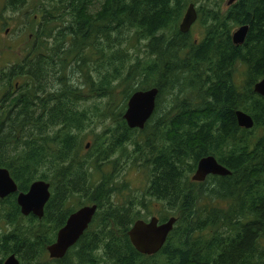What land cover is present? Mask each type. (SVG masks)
Returning a JSON list of instances; mask_svg holds the SVG:
<instances>
[{
	"label": "trees",
	"instance_id": "16d2710c",
	"mask_svg": "<svg viewBox=\"0 0 264 264\" xmlns=\"http://www.w3.org/2000/svg\"><path fill=\"white\" fill-rule=\"evenodd\" d=\"M5 1L29 9L33 43L16 66L18 112L0 117V167L18 192L43 180L51 198L42 219L24 217L17 194L0 199L10 227L0 264L11 254L21 264H264V97L253 89L264 78V0ZM191 3L199 37L179 29ZM152 88V117L130 129L128 100ZM238 110L252 129L238 125ZM207 156L231 174L192 181ZM87 205L98 207L91 225L51 259L47 247ZM154 216L176 223L157 254L143 255L128 232Z\"/></svg>",
	"mask_w": 264,
	"mask_h": 264
},
{
	"label": "water",
	"instance_id": "95a60500",
	"mask_svg": "<svg viewBox=\"0 0 264 264\" xmlns=\"http://www.w3.org/2000/svg\"><path fill=\"white\" fill-rule=\"evenodd\" d=\"M238 0H226L229 7ZM198 20V12L193 3L189 4L182 22L179 26L182 34L191 31ZM249 26L244 25L237 28L232 34L233 43L242 45L247 37ZM254 92L264 97V78L254 85ZM158 89L152 88L145 91L135 92L127 103L123 115L130 129L142 130L152 117L158 97ZM238 125L244 129H252L253 118L242 110L236 112ZM89 144L87 145V148ZM231 171L220 164L214 156H207L198 162L197 169L191 179L194 182H204L209 176H228ZM17 194V203L21 214L24 217L33 215L39 219L44 216L45 206L51 198L50 184L37 180L27 192H18V186L11 177L9 171L0 167V199ZM97 205H87L73 212L66 221V224L58 231L56 241L47 247L51 259H62L67 252L80 240L83 234L91 225L97 212ZM176 218L172 217L164 223L154 216L148 221L138 220L128 232L132 245L143 255H155L164 246L169 234L172 232ZM3 264H21L20 259L15 255H9Z\"/></svg>",
	"mask_w": 264,
	"mask_h": 264
},
{
	"label": "rangeland",
	"instance_id": "374dc122",
	"mask_svg": "<svg viewBox=\"0 0 264 264\" xmlns=\"http://www.w3.org/2000/svg\"><path fill=\"white\" fill-rule=\"evenodd\" d=\"M27 11L12 12L6 5V1L0 0V68L3 65L19 63L32 46L33 37L28 30L30 24L29 13L24 14ZM200 31L201 27L195 24L192 28L193 37H199ZM18 82L20 84L21 81ZM2 86L0 84V94ZM126 175L135 188H144L143 177L135 170H129ZM158 209L160 207L157 204L152 208V210ZM9 228L0 221V233L8 231Z\"/></svg>",
	"mask_w": 264,
	"mask_h": 264
},
{
	"label": "flooded vegetation",
	"instance_id": "af4514ba",
	"mask_svg": "<svg viewBox=\"0 0 264 264\" xmlns=\"http://www.w3.org/2000/svg\"><path fill=\"white\" fill-rule=\"evenodd\" d=\"M17 63L12 65H3L0 68V84H2V91L0 94V117L8 118L18 112L16 103L10 105V102L18 96L19 79ZM7 122L6 119L1 122V130H4Z\"/></svg>",
	"mask_w": 264,
	"mask_h": 264
}]
</instances>
